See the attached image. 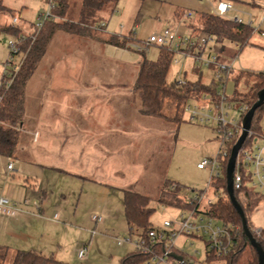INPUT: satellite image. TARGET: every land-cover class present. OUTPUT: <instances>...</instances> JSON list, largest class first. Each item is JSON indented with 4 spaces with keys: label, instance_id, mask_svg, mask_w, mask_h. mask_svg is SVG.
<instances>
[{
    "label": "rangeland",
    "instance_id": "374dc122",
    "mask_svg": "<svg viewBox=\"0 0 264 264\" xmlns=\"http://www.w3.org/2000/svg\"><path fill=\"white\" fill-rule=\"evenodd\" d=\"M3 1L16 15L18 22L15 24H23L20 27L23 28L24 33L30 34L32 32V26L30 25L37 21L39 13L44 9L43 1ZM66 3V15L63 17L57 15L55 20L60 22H64L65 20L80 21V0H66ZM113 6L114 11H110ZM209 6L210 3L207 0H118L115 5L109 4L96 12L93 18L86 19L88 20L86 28L88 29L87 32L93 34L92 36L99 38H103L105 29V32L108 33L115 32L119 35L132 34L135 40L138 41L145 40L153 32H161L165 29L176 31L179 34H187L190 32L185 27L187 22L194 20L197 13L206 10ZM177 7L183 13L180 18L175 19L173 10ZM235 9L239 10L240 8L235 7ZM188 11L193 14L191 19H182L184 18L183 14ZM98 16L100 18L106 17L105 20L108 21L104 29L95 27L93 24L95 23L93 21H98ZM10 18V14L0 15V20L3 21L2 23H5L7 19L10 20ZM58 32L62 35L60 37L67 41V48L60 49L58 38H54L49 43V47L46 46L36 66L37 70L47 68V59L58 54L59 50L65 49L69 54L72 52L74 46L72 41H75L74 39L78 35L62 29H59ZM101 33L103 34L101 35ZM11 37L13 36L0 32V73L3 70L6 60L9 58L10 49L8 47V41ZM2 38H5L4 42ZM260 38L264 40L263 36L252 33L248 43L240 46L241 48L237 52L233 43H223L226 57L233 59L232 74L238 73V71L264 72V46L262 41L260 43ZM83 49L82 54H85L87 59L81 61V63L85 62L83 67L88 71V84H95L98 78L97 76H90L91 71L100 70L102 75H99V78L104 80H120L125 74L123 82L125 88L127 85H130V82H134L138 70L136 62L142 57V54L144 53V56L148 59L155 58L157 54V48L155 46H149L143 53L133 49L122 51L116 49L111 50V52H103L98 46V43L95 44L93 49L86 48V45ZM22 59L23 55L17 54L13 61L20 67ZM211 78V68H201L190 58L183 57L179 54L174 55L166 74L167 82L181 79L190 81L199 79L201 82L208 84ZM234 87V81L228 79L226 82L227 96L233 94ZM237 88L240 91H244L247 88L246 81L241 79ZM31 89L29 84L24 88L25 95L28 97H26L28 108L26 110V116H24L23 112L22 126L19 130L17 148L14 153V156L22 161L27 159L31 160L32 158L30 157L33 151L45 150L47 148V141L43 140V137L40 136L38 141L32 139L33 131L37 124L34 123L32 117L34 103L31 102L33 100L31 98L33 97ZM132 92L134 102L131 107H128L129 109L132 108L134 112L131 109L129 114L132 116V113H134L136 117H143L144 115L139 113L137 93L133 88ZM200 102L203 103L202 101ZM234 104L238 105L239 103L234 102ZM227 110L230 117L233 116L234 120H239V113L235 108ZM210 113L213 114V109L210 110ZM73 114H75L76 119L81 118L80 112L74 111ZM87 114L90 115V121L86 120L87 124H85L88 132H90H87V134L94 135L96 133L95 129L98 126L96 125L98 124V102L90 105ZM183 115L185 120L180 123L150 117L152 119L150 125L144 124L145 128H151L149 135H146L144 140L134 148V152L137 154L133 156V166L135 168L142 166L143 174L141 178H137L135 182L127 185L125 188L139 192L150 198L149 206L153 208V212L149 217V221L152 227L156 229L163 228L164 220L175 221L180 210H183L157 203L156 199L159 195L160 188L166 180L177 182L180 186L179 194L186 200L193 198L195 193L202 189L207 190V199L211 198L214 201L216 200L213 197L212 186H207L209 169H200L196 166L203 158L212 157L218 151L219 143L213 130L215 123L213 121L199 123L195 120H189L187 113L184 112ZM261 124L264 125V118ZM87 134L85 133L83 136L86 137ZM0 159L2 160L0 162V188L5 187L7 189L11 188L9 187L11 185H17L18 189H21L24 195L30 197L29 193L34 192L33 181L30 177L27 180H23L18 170H9L7 172L5 158L0 157ZM42 160L45 164H51L52 162L47 157H43ZM32 169L35 171L39 168L33 164ZM62 174L56 175H59L60 182L66 185L67 175L66 173ZM85 174L87 177H94L92 173ZM128 176L133 177V171L129 172ZM48 180L49 174L46 173L43 182L47 183L49 182ZM83 183V188L80 184L75 183V186L72 187L76 192L75 195L70 194L64 204L57 202L56 196L53 195L51 197L48 191L49 199L52 200L51 206L48 209L45 207L42 213L36 207L32 208L33 214H31L33 219H29L24 224L21 235H13L4 240V244H7L9 249L5 257L0 259V264H11L16 250H34L71 264H118L119 258L133 249L128 244L118 248L115 242V237H128L129 235L123 215L122 189L110 188L107 190L99 188L98 184L90 183L89 181H83ZM63 184H60L62 188L64 187ZM56 206L61 208L64 217L60 216L57 219L55 218L54 212H56ZM48 210L51 212H48ZM94 213L97 215L104 213V217L108 214V217L104 223L102 221L95 223V221L91 220ZM71 217L74 218L72 219ZM251 221L254 227H263L261 226L264 225L263 210L259 209L253 212ZM92 231L94 232L92 233ZM88 242L90 243L88 250V253H90L89 259H78L75 248ZM175 250L180 252L185 258L193 259L194 263L192 264H224L220 260L211 262L206 260L203 237L180 236L176 239ZM3 251L1 247L0 253ZM115 251L117 254H114ZM246 262L247 254L243 252L240 257V264H246ZM150 264L170 263L151 261Z\"/></svg>",
    "mask_w": 264,
    "mask_h": 264
},
{
    "label": "crops",
    "instance_id": "0c3cea01",
    "mask_svg": "<svg viewBox=\"0 0 264 264\" xmlns=\"http://www.w3.org/2000/svg\"><path fill=\"white\" fill-rule=\"evenodd\" d=\"M229 1L232 3L234 9L235 7L240 8L239 10H235L241 13L243 18L250 15L254 19L253 25L257 27V31L253 33L264 37V0ZM4 5L8 7L5 3ZM179 9L177 7L173 10L175 19H177L176 11ZM10 11V17H16L13 10L10 9ZM110 11H114V6ZM204 11L207 12V9ZM191 17L187 19H191ZM105 18L98 16V21L105 22L106 27L108 21ZM10 20L7 19L5 23H2L3 21L0 20V24H10ZM22 25L16 24L20 32H24L23 28L20 27ZM187 29L189 30V28ZM60 34L58 30L55 31L49 39L47 46L49 47V43L57 37L60 49L67 48V41L60 37L62 36ZM104 34L103 38L106 35L116 33H108L104 29ZM77 35L78 37L74 39L75 41H72L74 46L70 54L65 49L59 50L58 54H54L55 56L47 59V68L41 70L35 68L26 82V86L29 84L32 88L31 94L33 97L30 96L33 99L31 102L34 103L32 117L34 123L37 124L33 131L32 139L34 140V134L37 133L35 140L38 141L40 136L43 137L42 139L47 141V148L45 150L33 151L30 157L32 159L25 161L19 160L14 154L9 157L0 155V157L5 158L7 172L9 171L7 169L8 159L11 158L14 161L11 170H18L23 180H27L30 177L34 186V192L29 193L30 197L24 195L17 185H11L9 186L11 188L7 189L5 187L0 188V195L8 198L10 203H13L17 209L13 216H6L0 213V246H6L8 249L9 246L4 244V240L13 235H21L24 224L29 219H33L32 208L35 207L34 203H38V207L36 208L40 213L43 212L45 207L48 209L51 206L52 200L49 199L48 191L51 197L53 195L56 196L57 202L64 204L70 194L75 195L76 192L72 188L75 186V183L80 184L83 188V181H89L90 183L98 184L99 188L107 190L118 188L123 191L127 185L135 182L137 178H141L143 174L142 166L138 168L133 166V156L137 154L134 152V148L144 140L146 135H149L151 128H145L144 124L150 125L152 119L150 116L136 117L134 113H132V116L129 114L132 109H129V107L134 102L132 92L134 82H130V85H127L126 89L123 83L125 74L120 78V83L119 79H101L99 78V75H102L101 71L94 70L91 71L90 76L98 77L96 83L88 84V71L83 67L85 62L81 63V61L87 59V56L82 54L85 45L86 48L93 49L95 44L98 43L103 52L128 49L105 43L102 40L103 38L92 36L91 32L84 31ZM2 40L4 42L5 38H2ZM259 41L260 43L262 41L264 46V40L260 38ZM140 59L136 62L137 64ZM223 59H228L225 53ZM238 73H231L230 79ZM26 97L27 95L24 92V116H26L28 108ZM97 102L98 124L96 125L98 126L95 129L96 133L94 135H88V128H86L85 124H87L86 120L90 121V115L87 112L90 105ZM74 111L81 113L80 119H76L75 114H73ZM132 111L134 112L133 109ZM139 113L141 114L140 110ZM262 128L264 131V125H262ZM85 133L87 134L86 137L83 136ZM256 145L262 148V155L264 156L263 141L258 139ZM43 157L51 159V164H45L42 160ZM0 162H2L1 159ZM33 164L39 169L33 171ZM131 171H133V177L128 176ZM46 173L49 174V182L47 183L43 182ZM62 173H66L67 175L66 185L60 182L59 175H63ZM85 173H92L94 177H87ZM60 184H63L64 187L62 188ZM259 209H262L264 212V203L259 204L254 212ZM51 211L48 210V212ZM55 214H57V218L60 216L64 217L63 211L58 206H56ZM101 215H103L102 223H104L108 214L106 217H104V213ZM71 218L73 219L74 217ZM121 247L118 246V248ZM114 254H117V252L115 251ZM89 255L90 253L87 254L85 260L89 259Z\"/></svg>",
    "mask_w": 264,
    "mask_h": 264
},
{
    "label": "trees",
    "instance_id": "16d2710c",
    "mask_svg": "<svg viewBox=\"0 0 264 264\" xmlns=\"http://www.w3.org/2000/svg\"><path fill=\"white\" fill-rule=\"evenodd\" d=\"M118 0H80V21L64 22L48 20L38 32L25 35V38L19 44L20 52L23 55L20 67L15 74L9 86L2 85L0 89V155L4 157L13 156L18 143L19 130L22 126L24 112V88L26 82L40 58L42 57L47 43L52 34L62 29L72 34H79L87 31L88 18H93L95 13L109 4H116ZM66 0H58L54 13L59 17L66 15ZM10 9L6 7L3 0H0V15L10 14ZM182 10L176 11L177 18L182 15ZM95 27H99L103 21H93ZM105 23V22H104ZM85 25V26H84ZM88 25V24H87ZM105 24L103 26L104 29ZM191 32L196 34L208 33L215 37L222 44L225 42H237L241 46L248 43L253 30L245 24H239L228 21L227 19L214 16L208 12H200L194 20H189L186 24ZM0 32L20 37V30L16 25L0 24ZM135 39L132 34L117 35L110 34L103 38L105 43L126 48L128 41ZM224 47V44H223ZM157 54L153 59H148L141 51L142 57L138 62V70L133 83V90L137 93L139 100V110L141 114L150 117L171 120L176 123L184 121V106L190 99H198L204 93L214 94L212 83H202L199 79L186 80L184 83L166 81V74L172 61L173 52L165 47H156ZM225 50V48H224ZM240 72V71H239ZM231 78V74L227 79ZM234 81V92L227 96L229 100L235 103L245 104L247 109L256 101L258 91L264 87V72L241 71ZM246 81L247 88L240 91L237 88L239 81ZM247 111V110H246ZM245 114V113H244ZM241 115V121L244 116ZM264 118V103L255 109L251 119L249 133L246 136L239 152L237 161L241 160L243 150H253V141L255 138L264 136L262 128V119ZM234 136L226 146L227 157L222 160L220 175L211 181L214 192L217 193L216 200L211 203L209 213L220 221L229 224L232 228V236L236 244L231 251L219 257H215L211 252L206 254L208 262L220 260L224 264H240V257L243 252L247 254L246 264H257V252L241 229V219L233 205L230 203L225 186V167L229 157L232 145L237 137ZM245 169L241 168L242 181L239 188L234 189V197L240 205L249 230L252 232L254 224L251 221V215L259 204L264 203V194L252 189L249 184L250 176ZM180 186L177 182L166 180L160 188L156 199L158 204L176 207L179 209H190L193 204L189 203L180 194ZM150 198L136 191L125 189L122 191V205L124 220L131 236H145L147 231L152 229L149 217L153 208L149 206ZM136 233V234H134ZM258 245L264 250V226L258 236H254ZM3 252L0 253V259L5 257L8 250L6 246H0ZM159 251V249L157 248ZM162 251V248H160ZM183 256V255H182ZM149 258V255L138 250L132 249L119 258L118 264H143ZM168 260L173 262L172 257ZM188 258L183 256V261L188 264ZM1 263V262H0ZM11 264H71L55 259L53 256H46L41 252L34 250H16Z\"/></svg>",
    "mask_w": 264,
    "mask_h": 264
},
{
    "label": "built area",
    "instance_id": "2783aa9c",
    "mask_svg": "<svg viewBox=\"0 0 264 264\" xmlns=\"http://www.w3.org/2000/svg\"><path fill=\"white\" fill-rule=\"evenodd\" d=\"M44 9L39 13L37 21L32 24V32H38L46 21L55 20L56 14L54 9L57 7L58 0H42ZM210 6L207 12L228 21L245 24L252 28L253 32L257 31V27L253 25L250 15L243 18L242 14L237 12L229 0H207ZM190 11L183 14L184 18L191 17ZM17 17L11 18V24L16 25ZM104 22L100 23L103 28ZM30 33V34H31ZM26 33L22 32L20 37H11L8 41L9 58L6 60L3 70L0 73V89L2 85L9 86L19 66L13 61L17 54H21L19 44L25 38ZM236 48V52L241 48L237 42H232ZM127 49L135 51H145L149 46L165 47L175 54L190 58L196 65L201 68H211V82L215 84L214 94L204 93L198 99H190L184 106V112L187 113L189 120H195L199 123L213 121V128L217 137L219 148L217 153L212 157H205L196 166L200 169H209V180L207 186H211V181L220 175L222 160L227 157V143L236 135L240 134V118L247 110L245 104H234V101L228 99L226 95L227 78L232 73L233 59H223L224 47L218 42L214 36L208 33L196 34L189 32L187 34H179L176 31L165 29L161 32L151 33L145 40H131L126 44ZM172 57V60H173ZM186 80H177L178 83H184ZM0 94V99H1ZM202 101L203 103H201ZM193 102V103H191ZM194 104V105H191ZM235 108L239 113V120H234L233 116H229L227 109ZM213 109V114L210 110ZM209 110V111H208ZM36 133L34 134V140ZM260 139L264 143V136L255 138L253 141V150H243L241 160L235 162L233 173V189H237L241 185L242 174L241 168L247 171L250 176L249 184L253 190L264 194V156L262 148L256 146V141ZM13 159H8L7 169L13 167ZM213 188V187H212ZM206 189L198 190L195 196L189 200L193 204L190 209L180 210L175 221L164 220L163 228H152L147 231L145 236L115 237L117 246L131 245L133 249L149 255V258L143 264H150L151 261L168 262L170 264H185L183 256L175 250L176 239L180 236L203 237L205 255L211 252L215 257L228 254L232 247L236 244L232 236L233 228L215 216L209 213V207L213 203V199L206 198ZM213 197L216 199L217 193L213 189ZM37 207V203H34ZM17 209L9 199L0 195V213L6 216H13ZM57 218V214H55ZM92 220L95 222L103 221L101 214H93ZM262 227H253V236L260 235ZM94 231H92L93 233ZM90 243H85L76 248V256L78 259L84 260L87 257ZM159 249V251L157 250ZM162 248V251H160ZM175 252L182 256L181 260L173 258V262L168 260L169 253ZM188 264L194 263V260L188 258Z\"/></svg>",
    "mask_w": 264,
    "mask_h": 264
},
{
    "label": "water",
    "instance_id": "95a60500",
    "mask_svg": "<svg viewBox=\"0 0 264 264\" xmlns=\"http://www.w3.org/2000/svg\"><path fill=\"white\" fill-rule=\"evenodd\" d=\"M263 103H264V87L258 91V97H257L256 101L249 107V109H247V111L245 112V114L242 118L240 134L237 137L235 143L231 147L229 157H228L226 167H225V180H226L225 190H226V194H227V197H228L230 203L233 205V207L235 208V210L237 211V213L240 216L241 229H242L243 235L247 237L250 244L253 247H255V249H256L257 257H258L257 264H264V250H262V248L258 245V243H257L256 239L254 238L252 232L249 230L245 216H244V213H243L240 205L238 204V202L236 201V199L234 197L233 173H234V167H235L237 154H238L246 136L249 133L250 123H251V119L253 117L254 111L256 108H258ZM169 256L176 259V260L182 259V256L179 254H176L175 252H170Z\"/></svg>",
    "mask_w": 264,
    "mask_h": 264
}]
</instances>
